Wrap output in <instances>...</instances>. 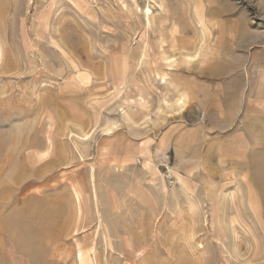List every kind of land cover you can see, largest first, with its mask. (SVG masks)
Instances as JSON below:
<instances>
[{"label":"rangeland","instance_id":"rangeland-1","mask_svg":"<svg viewBox=\"0 0 264 264\" xmlns=\"http://www.w3.org/2000/svg\"><path fill=\"white\" fill-rule=\"evenodd\" d=\"M263 72L264 0H0V264H264Z\"/></svg>","mask_w":264,"mask_h":264},{"label":"bare ground","instance_id":"bare-ground-1","mask_svg":"<svg viewBox=\"0 0 264 264\" xmlns=\"http://www.w3.org/2000/svg\"><path fill=\"white\" fill-rule=\"evenodd\" d=\"M147 14L149 15L150 14V10L148 9L147 10ZM50 140V139H49ZM127 230V229H126ZM129 235V234H128ZM125 239H126V241L124 242V249H125V251H126V253L128 254L129 252H130V239H129V237L126 235V237H125Z\"/></svg>","mask_w":264,"mask_h":264},{"label":"crops","instance_id":"crops-1","mask_svg":"<svg viewBox=\"0 0 264 264\" xmlns=\"http://www.w3.org/2000/svg\"><path fill=\"white\" fill-rule=\"evenodd\" d=\"M262 75H264V72L262 73ZM262 79H264V76H263V78ZM263 83V82H262ZM264 84V83H263ZM245 144L247 145V142L245 141ZM246 145H243L242 144V146H240V147H243V146H246Z\"/></svg>","mask_w":264,"mask_h":264}]
</instances>
